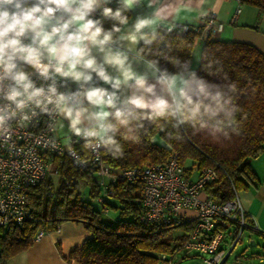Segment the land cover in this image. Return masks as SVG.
<instances>
[{
    "label": "clouds",
    "instance_id": "clouds-1",
    "mask_svg": "<svg viewBox=\"0 0 264 264\" xmlns=\"http://www.w3.org/2000/svg\"><path fill=\"white\" fill-rule=\"evenodd\" d=\"M115 2L113 8V0H0V138L10 140L14 124L30 123L48 109H55L84 148L113 158L123 155L118 137L135 138L145 121L227 135L237 111L234 86L226 77L218 83L195 71L155 76L156 64L144 61L162 86L164 95H158L148 73L133 68L140 53L131 60L130 54L141 41L150 45L156 39L163 10L148 0L153 14L130 23L128 13L140 0ZM212 68L209 61V74Z\"/></svg>",
    "mask_w": 264,
    "mask_h": 264
},
{
    "label": "trees",
    "instance_id": "trees-1",
    "mask_svg": "<svg viewBox=\"0 0 264 264\" xmlns=\"http://www.w3.org/2000/svg\"><path fill=\"white\" fill-rule=\"evenodd\" d=\"M235 1L239 6L247 4L264 13V0ZM110 6L115 8L116 2ZM128 16L130 20V11ZM105 26L110 27V22L106 21ZM163 29L155 30L157 35L152 44L144 45L143 41L138 44L140 57L153 61L159 74L165 70L169 74L195 71L218 83L226 77V82L235 88L231 95L237 111L232 128L227 129V135H213L188 126L177 131L163 120L145 121L135 138L118 137L123 148L121 157L113 158L101 151V161L108 167V176L102 178L91 166L74 168L68 157L54 156L51 171L57 175L58 184L53 187L48 172L41 183L27 189L31 220L19 227L11 226L0 236V264L26 249L38 230L54 231L64 222L83 223L90 234L70 254L79 264H159L161 255L171 257L179 252L192 222L187 220L176 226L144 224L142 186L125 179H111L126 169L164 163L170 155H176L190 179L193 171L198 175L203 169L215 171L216 179L205 184L203 192L221 202L231 200L236 193L260 181L250 160L264 152V54L252 45L208 35L201 40L198 65L191 69L196 33L192 29L185 33ZM209 61L213 64V74L207 69ZM75 148L84 149V146ZM80 182L88 188V200L80 195ZM99 198L102 204L98 203ZM110 210L117 212L116 220L107 218ZM176 231L182 234L175 235ZM252 231L264 237V232Z\"/></svg>",
    "mask_w": 264,
    "mask_h": 264
},
{
    "label": "built area",
    "instance_id": "built-area-1",
    "mask_svg": "<svg viewBox=\"0 0 264 264\" xmlns=\"http://www.w3.org/2000/svg\"><path fill=\"white\" fill-rule=\"evenodd\" d=\"M163 28L166 32L177 30L179 33L192 29L196 33V44L208 35L220 33L222 24L217 21L215 13L210 12L199 25L190 27L169 23ZM69 88L75 91L76 85L70 84ZM47 111V115L38 111L30 123L14 124L10 140L0 138V236L11 226L19 227L31 220L26 191L46 178L54 156L68 157L74 168L91 166L99 177L108 176V167L101 161V151L95 154L86 148H75L83 145V141L73 136L71 131L57 136L59 116L55 109ZM69 143L71 148L66 146ZM73 151L76 152L75 157L70 154ZM111 179H125L142 186L140 202L144 209L141 218L144 224L176 226L191 221L192 228L181 249L207 255L208 259H204L206 264H228L242 232L245 229L256 230L247 219L238 193L226 202L204 194V185L216 179L214 170L203 169L196 179H190L185 176L176 155H170L164 163L123 170L119 175H112ZM106 194L111 195V192ZM48 196H52L51 192ZM98 203H103L102 198ZM188 211L193 212L190 218L186 216ZM103 212H107L105 206ZM44 234L43 230H38L33 239ZM173 256L161 255L159 264H171Z\"/></svg>",
    "mask_w": 264,
    "mask_h": 264
},
{
    "label": "crops",
    "instance_id": "crops-1",
    "mask_svg": "<svg viewBox=\"0 0 264 264\" xmlns=\"http://www.w3.org/2000/svg\"><path fill=\"white\" fill-rule=\"evenodd\" d=\"M232 1L236 2L235 0H156L155 7L163 10L162 15L166 19L158 21L155 25V30L169 23L190 26L199 25L210 12L215 13L218 22H225L228 19L225 15L229 9L225 14L224 11L222 13L221 11L225 7H229L227 4ZM253 8L255 9L254 20H251L250 17H244L234 24L228 23L226 27L222 26L221 32L214 34L212 38L246 43L254 46L264 54V13H259L255 7ZM130 12L131 19L129 21L131 23L137 15L151 16L153 8L148 6V0H140L139 4ZM146 31L150 30L146 29ZM137 46H135V52L130 54V60L136 55ZM196 46L200 47L198 52H192L191 69L196 68L198 65L202 41L200 40L194 44V47ZM144 61L146 60L143 58L140 62L133 60L134 70L139 73L147 72V83L155 85L158 95H164L162 86L156 83L153 75L154 70L147 68ZM159 75L158 71H155V76ZM132 91H135V89L125 90V93L121 94V99L124 98L125 94H130ZM69 131L71 130L68 128L67 122L59 117L55 134L64 136ZM258 158H261L260 160L264 162V152ZM253 171L256 172L255 169ZM197 177L198 173L193 171L191 179H196ZM257 177L260 181L256 185H250L248 190L238 192V196L249 218V222L254 224L256 230L264 232V174L261 173ZM186 216L192 217L193 212H186ZM174 233L175 235L182 234L180 231ZM89 238L90 234L83 223L64 222L59 225L57 230L45 232L42 237L32 239L31 244L26 249L11 256L4 264H79L70 258V254L76 248H80L82 243ZM170 262L172 263L173 261ZM202 262L205 263L204 259Z\"/></svg>",
    "mask_w": 264,
    "mask_h": 264
},
{
    "label": "rangeland",
    "instance_id": "rangeland-1",
    "mask_svg": "<svg viewBox=\"0 0 264 264\" xmlns=\"http://www.w3.org/2000/svg\"><path fill=\"white\" fill-rule=\"evenodd\" d=\"M229 7H225L221 13L224 11V14L228 10L225 16L228 17L227 21L220 22L222 26L226 27L228 23H232V19L235 18L234 22L236 23L238 20L240 21L244 17H250L251 20L255 18V9L253 6L242 4L239 6L236 2H229ZM238 10V12H237ZM217 34V33H215ZM200 46H196L193 48V52L196 53L199 51ZM61 137V136H60ZM261 158H254L250 160V166L252 169H255V174L258 176L264 174V162L260 160ZM261 171H260V169ZM52 169H49V177L53 182V187L55 188L58 184L57 175L53 174ZM79 192L84 200H88V188L86 184L83 182L79 183ZM107 218H111L112 220H116L118 218L117 212L110 210ZM253 241L254 245L249 246L250 242ZM186 256V257H185ZM203 259H208V256L205 254H197L192 252H186L184 250H179L173 258L171 264H205L203 263ZM228 264H264V237L261 235L255 234L250 229H245L241 236L240 241L236 244L232 253L228 258Z\"/></svg>",
    "mask_w": 264,
    "mask_h": 264
},
{
    "label": "water",
    "instance_id": "water-1",
    "mask_svg": "<svg viewBox=\"0 0 264 264\" xmlns=\"http://www.w3.org/2000/svg\"><path fill=\"white\" fill-rule=\"evenodd\" d=\"M254 245V242L253 241H251L250 242V244H249V246H253Z\"/></svg>",
    "mask_w": 264,
    "mask_h": 264
}]
</instances>
